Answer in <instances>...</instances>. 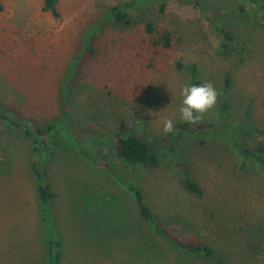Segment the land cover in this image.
Listing matches in <instances>:
<instances>
[{"label":"rangeland","instance_id":"1","mask_svg":"<svg viewBox=\"0 0 264 264\" xmlns=\"http://www.w3.org/2000/svg\"><path fill=\"white\" fill-rule=\"evenodd\" d=\"M126 5L136 6L128 24L105 20ZM259 6L264 0H59L56 19L45 0H0V100L41 127L63 117L64 102L67 114L41 156L34 140L0 123V264H55L34 161L56 195L47 209L62 264H264V168L235 148L264 147L254 131L264 129ZM166 36L171 47H156ZM194 67L218 92L200 121L227 136L188 132L160 145L164 120L184 123L179 87L192 83ZM119 135L143 137L160 166L121 160ZM132 185L173 239L141 218ZM175 242L215 253L192 255Z\"/></svg>","mask_w":264,"mask_h":264},{"label":"trees","instance_id":"2","mask_svg":"<svg viewBox=\"0 0 264 264\" xmlns=\"http://www.w3.org/2000/svg\"><path fill=\"white\" fill-rule=\"evenodd\" d=\"M160 3H165L168 0H158ZM149 2V1H148ZM150 3V2H149ZM59 0H45V8L46 12L52 13V15L59 19L60 13L58 10ZM164 6V4H162ZM136 7L135 5H126L121 7L113 8L108 15L106 16L105 20H115L120 23L128 24L129 23V11ZM259 10L263 13V23H264V6H259ZM214 26L217 27V24L214 20H211ZM148 32L153 34L156 30L152 26H148ZM227 39L232 40V36L229 33H224ZM155 46H165L166 48L171 47V37L166 36L161 41L155 42ZM86 52L94 53L93 47L87 45ZM192 75V84H200L197 81V70L194 67L191 70ZM70 78L74 79L75 75L74 72L70 74ZM72 79H70L72 81ZM230 84V81L228 85ZM230 109V104L228 102H224L222 104V112L226 114ZM67 116L65 111V102L63 103V117L58 120H54L50 122L46 127H41L38 123L33 121L32 119L25 118L20 116L16 111L7 107L1 100H0V123H5L13 127L16 131L22 133L28 139L34 140L35 143V152L38 153L40 156L44 154L46 151H49L50 144H53V133L57 128V122L62 120ZM256 134L260 136H264V129H255ZM188 132H195L199 134H206L212 133L217 137H225L227 136V130L218 127L215 124H205L199 121L196 124H188V123H181L174 128V132L172 134H168L167 137L164 138L160 142V145H170L173 139L184 133ZM247 132L243 131L242 134L245 135ZM236 150L241 154V156L245 160L249 159H256L260 162V164L264 168V147L260 148L258 151L250 150L246 147L239 145L238 143L235 145ZM117 156L128 163L129 165L133 166H143L148 169H156L160 166V158L157 154V150L143 137L132 135L130 137H125L122 135L118 136V141L115 148ZM33 172L36 175V179L38 182V189H39V196L41 202L43 204V221L46 225V239L47 243L50 246V255L52 260L55 264H62V243L58 237V235L53 232L52 229V217L48 216V205L51 203L55 198L56 195L51 191L50 186L46 182L47 172L43 165L39 163V161L33 162ZM185 188L186 190L193 195L198 196L201 198L203 196V191L199 184L195 181L187 178L185 180ZM130 190L136 197L137 203L140 209L141 218L153 226L155 232L165 238L173 239L171 233L166 230L162 224L156 219L155 215L153 214L150 207H148L142 195V192L135 186H129ZM176 245L186 250L192 255L196 256H206L212 257L214 255V250L212 247L208 245H197V246H184L178 242H175Z\"/></svg>","mask_w":264,"mask_h":264},{"label":"clouds","instance_id":"3","mask_svg":"<svg viewBox=\"0 0 264 264\" xmlns=\"http://www.w3.org/2000/svg\"><path fill=\"white\" fill-rule=\"evenodd\" d=\"M179 96V120L188 124H196L205 113L215 107L218 92L210 82L204 84L185 82L179 87ZM162 130L165 134H172L174 121L172 119L164 120Z\"/></svg>","mask_w":264,"mask_h":264}]
</instances>
